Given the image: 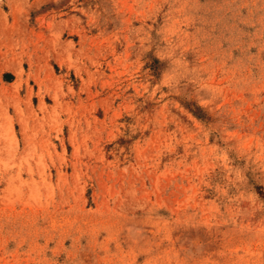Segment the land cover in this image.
I'll return each instance as SVG.
<instances>
[{
	"label": "rangeland",
	"instance_id": "obj_1",
	"mask_svg": "<svg viewBox=\"0 0 264 264\" xmlns=\"http://www.w3.org/2000/svg\"><path fill=\"white\" fill-rule=\"evenodd\" d=\"M0 264H264V0H0Z\"/></svg>",
	"mask_w": 264,
	"mask_h": 264
}]
</instances>
